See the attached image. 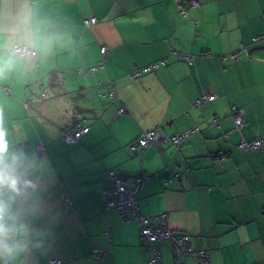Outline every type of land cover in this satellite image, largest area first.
<instances>
[{
  "label": "crops",
  "instance_id": "obj_1",
  "mask_svg": "<svg viewBox=\"0 0 264 264\" xmlns=\"http://www.w3.org/2000/svg\"><path fill=\"white\" fill-rule=\"evenodd\" d=\"M263 33L264 0H0V169L17 177L16 191L0 187V214L23 247L0 264H90L93 248L106 249L103 264H148L137 223L104 213L108 169L146 174L141 213H167L211 264H263L264 41L251 43ZM17 45L36 53L12 56ZM242 45L250 53L225 66L222 56ZM110 82L116 97L104 98ZM203 96L213 99L198 105ZM82 119L89 131L66 142L63 132ZM157 127L196 132L132 154L130 145ZM258 137L260 150L239 148ZM160 250L161 264H174L173 245Z\"/></svg>",
  "mask_w": 264,
  "mask_h": 264
},
{
  "label": "built area",
  "instance_id": "obj_2",
  "mask_svg": "<svg viewBox=\"0 0 264 264\" xmlns=\"http://www.w3.org/2000/svg\"><path fill=\"white\" fill-rule=\"evenodd\" d=\"M192 7L198 5V0H190ZM97 22L96 18H90L85 20L87 26H91ZM261 40H264V33L261 36L254 37L252 44H257ZM17 48L27 49L24 56H29L35 54L36 51L29 49L26 46L17 45L13 48L14 52ZM102 54L106 55L108 50L106 47H102ZM174 52H171L173 54ZM250 53L249 45H242L240 48L230 54L223 55L221 60L225 63H237L241 60L244 55ZM168 57L152 62L146 66H143L132 73L130 76L132 78H139L141 75L154 71L167 64ZM81 72V70H79ZM92 73H96L97 68L93 67L90 70ZM104 98H115L116 93L113 88L112 83L108 85V89L102 94ZM213 99L212 96H203L197 100V104H203L206 100ZM46 99V94L42 93L39 96L31 95L27 99L29 105L40 102ZM121 114L126 112L125 108L121 107L119 109ZM237 127L242 128L244 121L241 116H233ZM215 123L219 124L220 120L216 118ZM90 127L87 125V120L82 119L78 121L74 127L70 130L63 132V139L68 143H78L80 142L82 136L89 131ZM196 132V129L187 130L182 133H178L174 136H169L165 134L161 128H155L152 130H147L139 136V138L130 145V151L134 154L144 153L148 147H161L164 144L179 145L180 143L188 140ZM262 138L258 137L252 141H248L242 138L239 142V148L242 151L255 150L258 151L262 148ZM108 176L111 182L109 187L102 190L104 198V213H108L111 210H117L124 222L135 221L140 230V240L142 244L147 248L151 254V258L148 264H161L162 256L160 245L164 243H171L173 245L174 251V264H186V260L195 259L198 264H211V260L205 250H194L190 245V237L186 234H178L173 230L168 224L167 213L155 214L147 216L141 213L137 201V195L144 189L145 182L148 176L144 173H140L135 176H120L117 170L108 169ZM182 174L177 173L176 177H181ZM171 180L166 181V185L170 183ZM68 204L71 205L72 201L67 200ZM0 216H2L0 214ZM107 235H110L108 231ZM106 249L96 248L89 255V261L92 264H103L102 255L105 253ZM51 264H61L58 259H52Z\"/></svg>",
  "mask_w": 264,
  "mask_h": 264
},
{
  "label": "clouds",
  "instance_id": "obj_3",
  "mask_svg": "<svg viewBox=\"0 0 264 264\" xmlns=\"http://www.w3.org/2000/svg\"><path fill=\"white\" fill-rule=\"evenodd\" d=\"M23 42V40H21ZM27 49L17 48L12 56L23 58ZM7 145L0 134V162L5 159ZM6 186L11 191H16L17 177L13 171H4L0 169V187ZM17 226L14 222H7L3 216H0V257L15 259L22 251L23 247L16 238Z\"/></svg>",
  "mask_w": 264,
  "mask_h": 264
},
{
  "label": "trees",
  "instance_id": "obj_4",
  "mask_svg": "<svg viewBox=\"0 0 264 264\" xmlns=\"http://www.w3.org/2000/svg\"><path fill=\"white\" fill-rule=\"evenodd\" d=\"M251 43H252V42H251ZM242 58H243V57H242ZM242 58H241V60H242ZM241 60H240V61H241ZM240 61H239V62H240ZM237 63H238V62H237ZM76 123H77V122H76ZM76 123H74L73 126H72L70 129H72ZM70 129H68V130H70ZM64 132H65V131H64ZM169 136H171V135H169ZM138 138H139V137H138ZM138 138H137V139H138ZM137 139H136V140H137ZM136 140H135V141H136ZM135 141H134V142H135ZM129 149H130V147H129ZM130 152H131V151H130ZM131 153H132V152H131ZM132 154H134V153H132ZM103 207H104V204H103ZM1 215H2V214H1ZM2 216H3V215H2ZM94 249H96V248H93V249L91 250V252L88 254L87 258L89 257V255L92 253V251H93ZM207 256H208V254H207ZM194 260H195V259H194ZM88 261H89V258H88ZM195 261H196V260H195ZM61 264H62V262H61ZM90 264H92V263H90ZM263 264H264V263H263Z\"/></svg>",
  "mask_w": 264,
  "mask_h": 264
},
{
  "label": "rangeland",
  "instance_id": "obj_5",
  "mask_svg": "<svg viewBox=\"0 0 264 264\" xmlns=\"http://www.w3.org/2000/svg\"><path fill=\"white\" fill-rule=\"evenodd\" d=\"M263 41H264V40H263ZM238 49H239V48H238ZM238 49H237V50H238ZM235 51H236V50H235ZM231 65L233 66L234 63H226V64H225V66H231Z\"/></svg>",
  "mask_w": 264,
  "mask_h": 264
}]
</instances>
